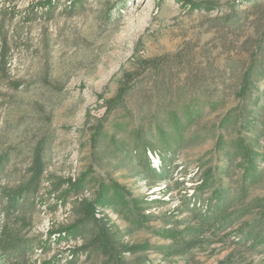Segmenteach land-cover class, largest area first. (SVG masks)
<instances>
[{
  "label": "rangeland",
  "instance_id": "1",
  "mask_svg": "<svg viewBox=\"0 0 264 264\" xmlns=\"http://www.w3.org/2000/svg\"><path fill=\"white\" fill-rule=\"evenodd\" d=\"M176 53L184 66L158 79L197 77L213 96L171 160L149 154L159 180L140 178L115 145L162 124L156 74L125 108L106 102L143 61ZM260 60L264 0H0V264H101L69 260L84 208L124 264H264V79L238 94ZM38 147L39 190L20 196Z\"/></svg>",
  "mask_w": 264,
  "mask_h": 264
},
{
  "label": "trees",
  "instance_id": "2",
  "mask_svg": "<svg viewBox=\"0 0 264 264\" xmlns=\"http://www.w3.org/2000/svg\"><path fill=\"white\" fill-rule=\"evenodd\" d=\"M169 60H177L180 65L183 64L184 66L180 53L172 55V58L163 57L157 61L145 60L139 67L140 72L138 74H135V72L134 74H128L124 80V84L119 88L114 98L106 102L107 112L118 108H125V97L132 90L133 86L135 87V84L143 81L148 75L154 76L156 74V81L154 82L153 80L152 82H154L153 90L155 97H158L160 104H163L161 105L164 112L162 124L148 131H145L141 126H137L129 132V136L134 141L131 147L126 146L124 141L115 145L116 149H120L125 153L124 156L128 164L133 165L137 169L138 177L144 179L159 180L158 174L155 173V170L151 166L149 154L152 157L156 156L160 158L161 164H164L168 159L171 160L181 148L187 128L202 117L204 107L201 100L204 101V98L210 94L213 96L212 92L205 94L201 91L198 85L201 80L197 77L187 79L182 83L181 87H177L176 89H172V85L167 83L166 80L170 78L163 77V80L160 81L158 78H160L170 63ZM260 62L261 60L259 62L254 61L243 73L238 91L240 97L247 96L254 87L253 85L257 81L264 79V68L257 67V63ZM148 69V74L145 75ZM177 93L181 95H177ZM186 97L188 100L184 102ZM148 98L145 99L149 100ZM220 104L217 98L207 102V106L211 108H217ZM43 171L44 163L41 158V148L38 147L30 169V179L21 188L20 192L16 194L20 196L23 194L25 196L37 194ZM74 189L79 191L77 186H74ZM102 204L106 205L107 201L103 200ZM111 235L103 219H97L88 208H84L80 211L79 217L75 220L72 228L66 231L65 237L70 240L87 237L86 242L82 248L71 252L69 260L72 262L73 255L79 251H85L88 252L89 257L96 256L97 258H101L103 260L101 264H124L120 251L116 247Z\"/></svg>",
  "mask_w": 264,
  "mask_h": 264
}]
</instances>
